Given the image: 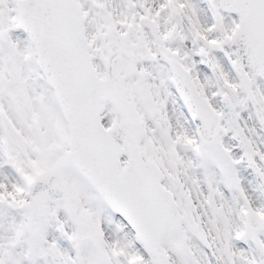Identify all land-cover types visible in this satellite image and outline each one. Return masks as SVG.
<instances>
[{
    "label": "snow or ice",
    "instance_id": "snow-or-ice-1",
    "mask_svg": "<svg viewBox=\"0 0 264 264\" xmlns=\"http://www.w3.org/2000/svg\"><path fill=\"white\" fill-rule=\"evenodd\" d=\"M0 264H264V0H0Z\"/></svg>",
    "mask_w": 264,
    "mask_h": 264
}]
</instances>
